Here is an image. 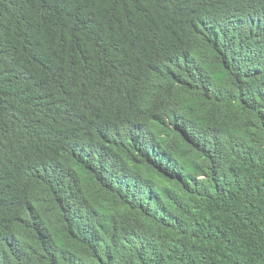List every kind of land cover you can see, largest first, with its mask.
<instances>
[{
    "label": "trees",
    "instance_id": "16d2710c",
    "mask_svg": "<svg viewBox=\"0 0 264 264\" xmlns=\"http://www.w3.org/2000/svg\"><path fill=\"white\" fill-rule=\"evenodd\" d=\"M0 264H264V0H0Z\"/></svg>",
    "mask_w": 264,
    "mask_h": 264
},
{
    "label": "clouds",
    "instance_id": "9594fccd",
    "mask_svg": "<svg viewBox=\"0 0 264 264\" xmlns=\"http://www.w3.org/2000/svg\"><path fill=\"white\" fill-rule=\"evenodd\" d=\"M148 145H149V139H146V137L140 138V140H139V147H140L141 151L144 154L148 153Z\"/></svg>",
    "mask_w": 264,
    "mask_h": 264
}]
</instances>
